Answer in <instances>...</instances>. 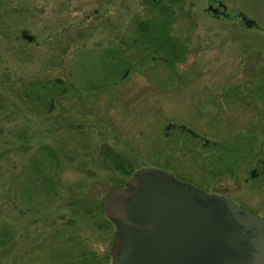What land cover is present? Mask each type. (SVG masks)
I'll list each match as a JSON object with an SVG mask.
<instances>
[{
	"label": "rangeland",
	"instance_id": "1",
	"mask_svg": "<svg viewBox=\"0 0 264 264\" xmlns=\"http://www.w3.org/2000/svg\"><path fill=\"white\" fill-rule=\"evenodd\" d=\"M148 167L264 217V0H0V264H112Z\"/></svg>",
	"mask_w": 264,
	"mask_h": 264
},
{
	"label": "water",
	"instance_id": "2",
	"mask_svg": "<svg viewBox=\"0 0 264 264\" xmlns=\"http://www.w3.org/2000/svg\"><path fill=\"white\" fill-rule=\"evenodd\" d=\"M103 213L115 227L112 264H264L263 216L163 169L135 171Z\"/></svg>",
	"mask_w": 264,
	"mask_h": 264
},
{
	"label": "flooded vegetation",
	"instance_id": "3",
	"mask_svg": "<svg viewBox=\"0 0 264 264\" xmlns=\"http://www.w3.org/2000/svg\"><path fill=\"white\" fill-rule=\"evenodd\" d=\"M217 15L218 14H222V15H226V13H225V11L224 12H222V11H217V12H215ZM245 22L246 23H248L247 22V20H245ZM183 130H185V131H188V133H190V134H192L193 136H195V133H193L192 131H191V129H189V128H185L184 126L183 127H181ZM244 209V208H243ZM246 210V209H245ZM248 211V210H247ZM251 212V211H250ZM254 213V212H253Z\"/></svg>",
	"mask_w": 264,
	"mask_h": 264
}]
</instances>
